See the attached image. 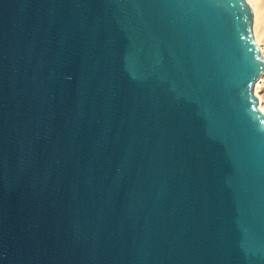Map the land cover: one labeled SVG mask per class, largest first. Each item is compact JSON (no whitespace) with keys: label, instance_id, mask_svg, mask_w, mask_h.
I'll return each mask as SVG.
<instances>
[{"label":"water","instance_id":"95a60500","mask_svg":"<svg viewBox=\"0 0 264 264\" xmlns=\"http://www.w3.org/2000/svg\"><path fill=\"white\" fill-rule=\"evenodd\" d=\"M263 75L247 0H0V264H264Z\"/></svg>","mask_w":264,"mask_h":264},{"label":"bare ground","instance_id":"6f19581e","mask_svg":"<svg viewBox=\"0 0 264 264\" xmlns=\"http://www.w3.org/2000/svg\"><path fill=\"white\" fill-rule=\"evenodd\" d=\"M252 8L254 17V37L258 44L261 54L264 58V49L260 47V43H264V0H247ZM264 78V75L261 79ZM255 88V94L259 101V107L264 113V90L261 91L260 81Z\"/></svg>","mask_w":264,"mask_h":264},{"label":"rangeland","instance_id":"374dc122","mask_svg":"<svg viewBox=\"0 0 264 264\" xmlns=\"http://www.w3.org/2000/svg\"><path fill=\"white\" fill-rule=\"evenodd\" d=\"M260 47H262L264 49V43H260ZM264 90V78H263V81L261 82V91Z\"/></svg>","mask_w":264,"mask_h":264},{"label":"crops","instance_id":"0c3cea01","mask_svg":"<svg viewBox=\"0 0 264 264\" xmlns=\"http://www.w3.org/2000/svg\"><path fill=\"white\" fill-rule=\"evenodd\" d=\"M262 81H263V78L261 79L260 84H261Z\"/></svg>","mask_w":264,"mask_h":264}]
</instances>
